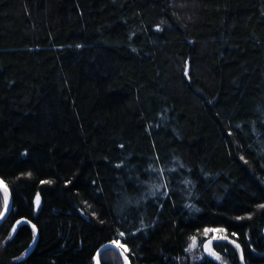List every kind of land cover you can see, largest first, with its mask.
Listing matches in <instances>:
<instances>
[{
    "label": "trees",
    "instance_id": "16d2710c",
    "mask_svg": "<svg viewBox=\"0 0 264 264\" xmlns=\"http://www.w3.org/2000/svg\"><path fill=\"white\" fill-rule=\"evenodd\" d=\"M0 180V264H264V0H0Z\"/></svg>",
    "mask_w": 264,
    "mask_h": 264
},
{
    "label": "water",
    "instance_id": "95a60500",
    "mask_svg": "<svg viewBox=\"0 0 264 264\" xmlns=\"http://www.w3.org/2000/svg\"><path fill=\"white\" fill-rule=\"evenodd\" d=\"M0 182H2V181L0 180ZM0 192L3 193L4 199H5V196H7V207H5V201H4V209L2 211V215H0V224H1L6 219L7 215L10 212V209H11V195H10L9 190L4 185L3 182H2V184H0ZM21 223L28 225L30 227V229L32 230L33 234H34L31 246H30V248L28 249V251L25 254V257H26L33 250V248L35 247V244L37 242V237H38V231H37L36 226L31 221H29L27 219H24V218L18 219L16 221V223H15V225L13 227V231H15L17 229L18 225L21 224ZM215 240H217V239L216 238H212V239L207 240L206 245L209 246ZM106 249L114 250L121 257V259H122L124 264H130L129 259H128L127 255L125 254L124 250L120 246H118L117 244H114V243H105V244L101 245L97 249V251L94 254V263L95 264H100V261H99L100 254Z\"/></svg>",
    "mask_w": 264,
    "mask_h": 264
},
{
    "label": "rangeland",
    "instance_id": "374dc122",
    "mask_svg": "<svg viewBox=\"0 0 264 264\" xmlns=\"http://www.w3.org/2000/svg\"><path fill=\"white\" fill-rule=\"evenodd\" d=\"M0 184H2V182H0ZM3 209H4V208H3ZM214 237H215V236L212 235V236L210 237V239H212V238H214ZM114 244H117V243H114ZM117 245H118V244H117ZM203 250L211 252V251H210V247H209L208 245H206V244L203 245ZM196 252H197L196 242H195V240H192V241H191V244L189 245V247H188V249H187V253H188L189 257L193 259V257L195 256L194 254H196ZM123 264H124V263H123Z\"/></svg>",
    "mask_w": 264,
    "mask_h": 264
},
{
    "label": "snow or ice",
    "instance_id": "6c2138e0",
    "mask_svg": "<svg viewBox=\"0 0 264 264\" xmlns=\"http://www.w3.org/2000/svg\"><path fill=\"white\" fill-rule=\"evenodd\" d=\"M5 207H7V196H5ZM2 215V213H0Z\"/></svg>",
    "mask_w": 264,
    "mask_h": 264
}]
</instances>
